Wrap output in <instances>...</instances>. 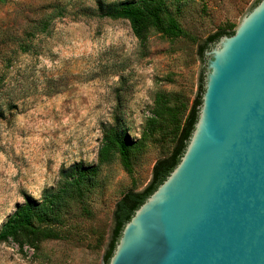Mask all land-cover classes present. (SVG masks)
<instances>
[{
	"label": "rangeland",
	"instance_id": "rangeland-1",
	"mask_svg": "<svg viewBox=\"0 0 264 264\" xmlns=\"http://www.w3.org/2000/svg\"><path fill=\"white\" fill-rule=\"evenodd\" d=\"M262 1L168 0L188 35L151 27L140 39L129 20L104 15L140 0H0V227L28 198L58 190L63 169L98 163L108 130L144 142L131 170L115 151L85 196L42 223L56 235L0 241V264H105L117 201L149 183L202 80L206 92L200 45L219 30L236 32Z\"/></svg>",
	"mask_w": 264,
	"mask_h": 264
},
{
	"label": "water",
	"instance_id": "water-1",
	"mask_svg": "<svg viewBox=\"0 0 264 264\" xmlns=\"http://www.w3.org/2000/svg\"><path fill=\"white\" fill-rule=\"evenodd\" d=\"M204 55L207 89L183 155L109 264H264V0Z\"/></svg>",
	"mask_w": 264,
	"mask_h": 264
},
{
	"label": "trees",
	"instance_id": "trees-1",
	"mask_svg": "<svg viewBox=\"0 0 264 264\" xmlns=\"http://www.w3.org/2000/svg\"><path fill=\"white\" fill-rule=\"evenodd\" d=\"M167 1L140 0V2L135 4L127 2L106 12L104 15L129 20L135 35L140 39L146 37L151 27H155L165 35L172 37L188 35L179 25L176 18L168 13ZM234 33L235 30L223 29L208 36L205 42L200 45L201 58L205 61V50L212 42L216 41L223 34L232 35ZM29 47L30 45H26L24 50L29 49ZM203 90L204 84L202 80L201 91L194 100L184 123L181 127L179 124L177 126L175 144L168 155L156 160L149 183L142 190H129L125 192L117 201L113 215L112 237L107 252L104 255L105 264H109L126 222L131 219L135 210L165 180L180 161L198 119ZM164 110L175 125L173 108L169 106V108H165ZM158 114L159 116L161 115L160 113ZM143 145V140L134 142L123 138L115 129L108 130L98 151V163L85 165L83 162H76L68 168L63 169L62 175L65 177V180L61 187L51 193L45 192L42 201L28 198L0 227V241L16 238L26 231L37 237L56 235L54 229L46 224H52L60 219L61 210L69 203V199L76 196L81 198L90 191L91 181L98 173L99 166L108 161L116 151L120 154L123 165L128 170H131L132 152L135 150L139 151ZM42 223L46 224L43 225Z\"/></svg>",
	"mask_w": 264,
	"mask_h": 264
},
{
	"label": "bare ground",
	"instance_id": "bare-ground-1",
	"mask_svg": "<svg viewBox=\"0 0 264 264\" xmlns=\"http://www.w3.org/2000/svg\"><path fill=\"white\" fill-rule=\"evenodd\" d=\"M185 182H186V181H183V183H181L180 188H183Z\"/></svg>",
	"mask_w": 264,
	"mask_h": 264
}]
</instances>
